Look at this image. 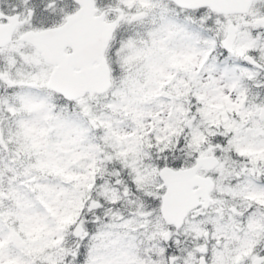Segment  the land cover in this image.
<instances>
[{
  "label": "snow or ice",
  "instance_id": "1",
  "mask_svg": "<svg viewBox=\"0 0 264 264\" xmlns=\"http://www.w3.org/2000/svg\"><path fill=\"white\" fill-rule=\"evenodd\" d=\"M0 264H264V0H0Z\"/></svg>",
  "mask_w": 264,
  "mask_h": 264
}]
</instances>
